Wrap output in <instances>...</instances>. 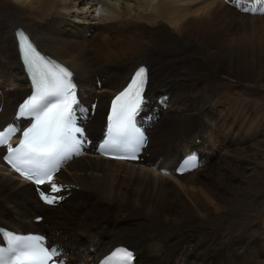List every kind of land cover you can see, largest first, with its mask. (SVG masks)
Here are the masks:
<instances>
[{
  "label": "bare ground",
  "instance_id": "1",
  "mask_svg": "<svg viewBox=\"0 0 264 264\" xmlns=\"http://www.w3.org/2000/svg\"><path fill=\"white\" fill-rule=\"evenodd\" d=\"M245 5L255 14L242 11ZM95 6L99 15L89 20L85 9ZM259 8V0H0V129L25 123L14 117L28 92L12 35L19 26L39 51L72 70L86 141L55 173L62 191L51 195L62 199L54 204L39 200L38 187L0 159L4 227L43 234L64 264H96L125 241L134 264H264V208L249 211L264 189ZM138 64L148 68L136 117L144 132L139 159L104 158L94 143L107 101ZM254 129L251 142L240 145L238 133L247 138ZM192 154L195 166L175 173L180 158ZM50 187L39 188L48 194ZM58 204L56 211L47 207ZM39 212L44 217L32 222ZM148 227L173 234L154 256L140 252Z\"/></svg>",
  "mask_w": 264,
  "mask_h": 264
},
{
  "label": "snow or ice",
  "instance_id": "2",
  "mask_svg": "<svg viewBox=\"0 0 264 264\" xmlns=\"http://www.w3.org/2000/svg\"><path fill=\"white\" fill-rule=\"evenodd\" d=\"M259 11L264 14V0H259ZM239 7V5H237ZM245 12L257 11L245 5ZM18 44L22 60L32 84L33 93L18 108V116L30 121L29 126H8L0 129V147L7 146L3 159L25 179L36 185H51L48 194L39 187L40 198L46 204H54L62 197V187L53 182L62 162L79 154L85 143L83 130L76 126L75 115L80 111L77 85L73 73L66 67L42 55L29 37L20 33ZM147 74L143 67L137 69L130 82L110 100L107 140L100 150L126 145L142 144L138 135L137 115L142 111L146 97ZM20 133V142L15 147L9 141ZM115 159H136L135 155L114 156ZM7 235L8 249H0V264H63L59 249L46 246L42 236ZM132 254L118 250L108 258V264H130Z\"/></svg>",
  "mask_w": 264,
  "mask_h": 264
},
{
  "label": "rangeland",
  "instance_id": "3",
  "mask_svg": "<svg viewBox=\"0 0 264 264\" xmlns=\"http://www.w3.org/2000/svg\"><path fill=\"white\" fill-rule=\"evenodd\" d=\"M107 1H115V0H107ZM121 1H123L124 3H125V0H121ZM97 6V5H96ZM92 7L91 9L92 10H88V9H85V11H86V16L87 17H89V20L90 19H92V18H97L98 17V7ZM97 10V11H96ZM253 13V12H252ZM81 14V13H80ZM253 14H255V13H253ZM145 64H147L148 65V63H145ZM149 66V65H148ZM145 94V93H144ZM153 100V99H152ZM84 114H86V116H88V115H91L90 114V112L86 109V111H85V113ZM91 117V116H90ZM252 123V122H251ZM100 124V123H99ZM138 125V124H137ZM139 127H141L140 125H138ZM166 125H165V127H163V128H165V129H162V131H165L166 130ZM255 130V129H254ZM258 133V131H254V133H249L248 134V136H247V138L245 137V138H243V134L242 133H238V135H237V137H238V141H239V144L240 145H244V142L246 141V139H247V142H251L250 140H249V137L250 136H253V135H256ZM196 134H198V133H196ZM195 134V135H196ZM198 136V135H197ZM203 136V135H202ZM240 136V137H239ZM262 136H263V134H262ZM195 137V136H194ZM204 137V136H203ZM205 138V137H204ZM195 139H196V137H195ZM195 139H193L194 141H195ZM203 139V138H202ZM197 140V139H196ZM264 140V138L262 139V141ZM193 141V142H194ZM199 140H197V142H198ZM203 142H204V139H203ZM205 143H206V139H205ZM202 145V144H201ZM206 145V144H205ZM204 145V146H205ZM261 150L262 151H264V145L263 144H261ZM193 147H194V145H193ZM196 147H198V146H196ZM201 147H203V146H201ZM196 148L194 147V150H195ZM156 152V151H155ZM198 154H200V153H198ZM218 154H220V155H222V156H224V157H230V159H233L231 156H230V154L227 152V151H222V149H219L218 150ZM199 156V155H198ZM234 160H237V159H234ZM199 162H200V156H199ZM136 163V162H135ZM203 164H204V162H203ZM202 166V165H201ZM153 171H155V170H153ZM157 171V170H156ZM155 171V172H156ZM158 172V171H157ZM158 174L160 175V176H164V175H161L159 172H158ZM37 193H39L38 191H36ZM260 195H259V197H258V199H257V204L255 203L253 206H252V209H250L249 211L250 212H252V213H256V212H258V211H260V210H262V208H264V189L259 193ZM36 196H37V194H36ZM38 198V197H37ZM39 199V198H38ZM39 200H41V199H39ZM48 208H52V209H54L55 211L56 210H58L60 207H59V204L58 205H56L55 207H51V206H47ZM40 214H42V215H40ZM64 214V213H63ZM37 215H40L42 218L44 217V213L43 212H39V213H37ZM25 219H26V216H25ZM54 223V222H53ZM252 224V222L249 224V225H251ZM245 225V226H244ZM0 226H7L8 228H9V226L6 224V223H3V222H0ZM243 227H246V223H244L243 224ZM17 229H22V227H16ZM47 228V225L46 224H44V228L41 230V231H43L46 235H48L47 233H46V229ZM148 230H152V228L151 227H148L147 228V231L146 232H143L142 231V233H143V236H142V238H143V242L141 243L142 244V247L143 248H141V251L140 252H142L143 253V251H148V253L150 254V255H152V256H154L155 255V253H157V252H159L161 249H162V245L164 244V243H166V237L169 235V234H171V233H168L167 231H165V230H163V229H160V230H158V231H156V232H152V234H151V232H149ZM189 230H191V228H187V231H189ZM21 231H23V230H21ZM153 231V230H152ZM58 232H59V234H60V236L62 235L61 234V231H60V229H58ZM141 233V234H142ZM89 236H91V238L93 239V241H94V244H95V251H97V246H96V242H95V238H94V236H93V234H88ZM171 235H173V234H171ZM87 237V236H86ZM154 237V238H153ZM142 238H140V239H142ZM165 240V241H164ZM52 241V240H51ZM50 240H49V243H52ZM80 246H83V248L86 246V241H85V237L83 238H81L80 239ZM121 244H125V245H128V246H130V247H132L131 245H129V243L127 242V241H125V242H123V243H121ZM77 248L79 247V246H76ZM73 248V249H77V248ZM133 248V247H132ZM145 248H146V250H145ZM139 252L137 251V253L136 254H138ZM137 257H138V255H137ZM90 259V257H87L86 258V260H89ZM71 263V262H70ZM73 264H76V262H74Z\"/></svg>",
  "mask_w": 264,
  "mask_h": 264
},
{
  "label": "water",
  "instance_id": "4",
  "mask_svg": "<svg viewBox=\"0 0 264 264\" xmlns=\"http://www.w3.org/2000/svg\"><path fill=\"white\" fill-rule=\"evenodd\" d=\"M16 38V37H15Z\"/></svg>",
  "mask_w": 264,
  "mask_h": 264
}]
</instances>
